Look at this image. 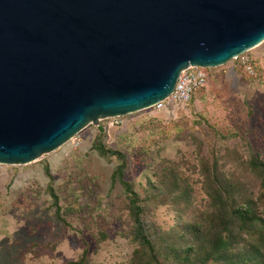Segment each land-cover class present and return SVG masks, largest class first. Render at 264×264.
I'll return each mask as SVG.
<instances>
[{
  "label": "water",
  "instance_id": "water-1",
  "mask_svg": "<svg viewBox=\"0 0 264 264\" xmlns=\"http://www.w3.org/2000/svg\"><path fill=\"white\" fill-rule=\"evenodd\" d=\"M264 42V0H0V164L166 100Z\"/></svg>",
  "mask_w": 264,
  "mask_h": 264
},
{
  "label": "rangeland",
  "instance_id": "rangeland-1",
  "mask_svg": "<svg viewBox=\"0 0 264 264\" xmlns=\"http://www.w3.org/2000/svg\"><path fill=\"white\" fill-rule=\"evenodd\" d=\"M245 56L254 73L241 59L206 69L207 87L188 104L100 122L107 125L106 144L127 156L128 181L144 185L156 166L169 160L193 177L196 205L203 208L208 198L193 167L200 159L212 161L229 149L264 159V42ZM99 126L89 123L35 162L0 164V264H67L86 249L90 264L130 263L135 246L126 196L113 181L119 160L108 162L94 150ZM231 167L226 162L225 169ZM53 194L65 221L56 215ZM151 219L169 229L175 213L161 207Z\"/></svg>",
  "mask_w": 264,
  "mask_h": 264
},
{
  "label": "trees",
  "instance_id": "trees-1",
  "mask_svg": "<svg viewBox=\"0 0 264 264\" xmlns=\"http://www.w3.org/2000/svg\"><path fill=\"white\" fill-rule=\"evenodd\" d=\"M106 137L107 125L101 124L93 148L108 162L119 160L113 181L121 184L126 196L129 236L135 246L129 264H264V159L260 155L229 149L212 161L200 159L196 166L185 161L199 174L197 182L208 198L207 205L199 208L197 183L180 164L163 160L144 185L128 181L127 156L109 147ZM226 162L231 169H225ZM53 196L56 215L65 221ZM161 207L175 213V224L169 229L151 219ZM105 237L101 234V239ZM67 264H90L88 249Z\"/></svg>",
  "mask_w": 264,
  "mask_h": 264
},
{
  "label": "built area",
  "instance_id": "built-area-1",
  "mask_svg": "<svg viewBox=\"0 0 264 264\" xmlns=\"http://www.w3.org/2000/svg\"><path fill=\"white\" fill-rule=\"evenodd\" d=\"M238 59H241L242 63L245 64L249 73H254V68L245 54L240 55ZM206 69L199 66H192L184 70L179 76L173 93L166 100L157 103L149 109L162 111L171 103L182 105L190 103L195 93H199L207 87L210 75ZM114 124H119V122L115 121Z\"/></svg>",
  "mask_w": 264,
  "mask_h": 264
}]
</instances>
